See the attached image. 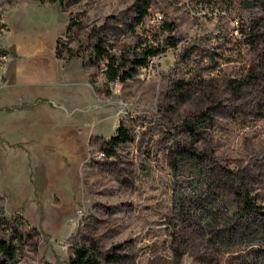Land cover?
<instances>
[{
    "label": "rangeland",
    "instance_id": "1",
    "mask_svg": "<svg viewBox=\"0 0 264 264\" xmlns=\"http://www.w3.org/2000/svg\"><path fill=\"white\" fill-rule=\"evenodd\" d=\"M133 10L0 0L12 264H67L91 244L100 264H264V0H147L137 24ZM97 42L125 71L158 53L110 82ZM118 126L128 140L107 157Z\"/></svg>",
    "mask_w": 264,
    "mask_h": 264
},
{
    "label": "trees",
    "instance_id": "2",
    "mask_svg": "<svg viewBox=\"0 0 264 264\" xmlns=\"http://www.w3.org/2000/svg\"><path fill=\"white\" fill-rule=\"evenodd\" d=\"M56 0H49L50 3H54ZM147 9V0H134V17L133 21L135 24L139 23L142 17L145 16ZM70 24V23H69ZM69 25L66 26L65 32H68ZM172 45V44H169ZM55 54H56V43H55ZM158 53L157 48H146L142 49L138 57L132 58L129 60L130 67L125 71L121 64H116V60L104 54V51L101 48L100 42L95 43L93 46V54L96 59L104 58L105 70L104 77L107 81L119 80L124 82L126 79L131 78L135 70L142 68L146 65V60L153 54ZM128 137L126 131L118 126L115 130L113 136H111L108 141L105 143V148L102 149V152L110 157L113 155L114 150L121 144L127 142ZM252 206H249L248 203L245 205V209L250 212ZM6 220L0 219V226L4 225ZM11 233H14L10 239L0 238V264H12L15 254L16 246L14 244V239L17 238V232L12 230ZM96 248L91 244L88 247H78L74 249L72 256L68 259L67 264H100L94 257ZM105 264H115L117 262V256L109 254L103 257ZM47 264V263H46Z\"/></svg>",
    "mask_w": 264,
    "mask_h": 264
},
{
    "label": "built area",
    "instance_id": "3",
    "mask_svg": "<svg viewBox=\"0 0 264 264\" xmlns=\"http://www.w3.org/2000/svg\"><path fill=\"white\" fill-rule=\"evenodd\" d=\"M4 58H5V56H3V55L0 56V59H1V60H3Z\"/></svg>",
    "mask_w": 264,
    "mask_h": 264
}]
</instances>
